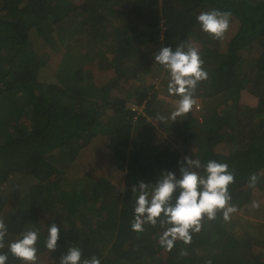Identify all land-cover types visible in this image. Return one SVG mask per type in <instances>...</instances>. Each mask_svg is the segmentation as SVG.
Wrapping results in <instances>:
<instances>
[{
	"label": "trees",
	"instance_id": "trees-1",
	"mask_svg": "<svg viewBox=\"0 0 264 264\" xmlns=\"http://www.w3.org/2000/svg\"><path fill=\"white\" fill-rule=\"evenodd\" d=\"M212 9L237 21L224 46L197 22ZM188 42L199 49L208 79L194 93L200 109L172 121L165 96L179 97L168 93L169 73L154 55ZM43 68L50 69L47 78ZM156 74H163L160 86ZM242 90L255 96L253 103H241ZM158 114L166 119L157 120ZM99 135L123 181L104 174L62 185L60 175ZM219 143H227V152L215 151ZM185 156L234 170L233 205L251 203L253 173L264 191V0H0L5 264H24L8 245L26 228L39 233L37 264H60L73 246L81 249V262L96 256L101 264H264V250H253L257 237L264 246L263 202L259 230L218 212L203 219L191 243L177 240L171 251L159 244V223L132 230L133 186L154 184L163 171L179 176ZM195 170L204 175L203 168ZM14 174L31 178L28 201L4 209L2 186ZM52 223L60 228L55 252L45 246Z\"/></svg>",
	"mask_w": 264,
	"mask_h": 264
},
{
	"label": "clouds",
	"instance_id": "clouds-1",
	"mask_svg": "<svg viewBox=\"0 0 264 264\" xmlns=\"http://www.w3.org/2000/svg\"><path fill=\"white\" fill-rule=\"evenodd\" d=\"M230 12L212 9L202 11L197 16L201 30L213 39H222L229 28ZM155 62L162 65L169 73L167 91L179 99L173 105L170 119L189 113L196 104L194 93L199 82L208 79V73L203 68L204 61L199 49L192 43H182L173 50L170 46L159 49L154 55ZM166 117L157 115V120ZM179 176L171 171H163L154 184L139 182L133 186L132 192L138 193L134 206V220L132 230L144 231V224L155 227L158 223L163 229L159 237V244L171 251L175 241L185 244L191 243L192 233H198L202 228L205 217L214 220L218 212H222L225 221L230 220L231 214L237 212V207L231 204L229 185L235 182L234 170L229 171L227 163L209 160L202 164L200 160L185 156L179 162ZM204 169L200 175L195 169ZM259 176L251 174L248 186L255 188ZM178 192V195L176 193ZM252 208L258 209L260 204L253 201ZM7 227L0 218V249L5 247ZM60 238V228L52 223L48 226L45 246L50 252H55ZM39 233L32 228H26L21 238L8 245L10 253L22 260L24 264H37V241ZM81 249L70 247L66 254L60 257V264H101L96 256L81 262ZM182 255H187L182 251ZM8 256L0 253V264H5ZM210 264V262H209Z\"/></svg>",
	"mask_w": 264,
	"mask_h": 264
},
{
	"label": "rangeland",
	"instance_id": "rangeland-1",
	"mask_svg": "<svg viewBox=\"0 0 264 264\" xmlns=\"http://www.w3.org/2000/svg\"><path fill=\"white\" fill-rule=\"evenodd\" d=\"M116 22V21H114ZM113 24V23H112ZM235 24L237 25V21H229V28L227 32L224 34V37L221 39L222 45L224 46L225 40L228 37V34H231L233 29L235 28ZM36 36V34H33ZM54 49V48H53ZM52 49V50H53ZM54 54L57 53V50H53ZM54 54H51L48 57V63L50 66L54 65ZM49 67V66H48ZM42 71H45L42 75L44 78H47L50 69L43 68ZM150 75V74H149ZM163 74L162 76L156 74L154 76V82L155 86H160L159 84L161 80H163ZM196 100V104L194 105L195 108L200 109L201 105V99L199 97H194ZM255 96L248 92L247 90H242L240 95V101L243 102H249L253 103ZM221 100V98H219ZM223 99V97H222ZM165 103L168 108H171V111L173 109L174 103L178 101V99L171 98L168 96H165ZM134 102V101H133ZM130 102L129 106H134V103ZM152 121H156L155 118L152 119ZM215 151L218 152H227V143H219L216 145ZM108 151L106 147V140L105 138L99 136L93 137V139L84 146L81 151L77 154L76 159L74 161V166L72 169H70L68 172H63L60 175V183L62 185L69 184L74 185L77 181L76 177H84L87 179H90L94 176L104 175L107 174L110 177H112L114 180L122 182L123 181V171L114 167L109 160H108ZM263 172V171H261ZM31 183V178L27 177L24 174H14L11 175L7 181L3 184L2 190L8 194V204L3 207L4 209L9 208L14 202L15 203H26L28 201L26 192L28 190L29 184ZM249 188V186H248ZM251 188V187H250ZM251 203L249 205H242L240 202H237L234 204L237 207V212L231 214V219L234 220V222H238L239 219L242 223H246L248 227H255L256 229H260L261 225L259 221H261L262 218V202L264 203V191H260L257 186L255 188H251ZM253 201H258L260 204V207L258 209H254L251 207ZM237 225V224H236ZM234 226V229L236 227ZM253 250L255 252H261L264 250V246L262 244V237H257L256 242L253 244Z\"/></svg>",
	"mask_w": 264,
	"mask_h": 264
},
{
	"label": "built area",
	"instance_id": "built-area-1",
	"mask_svg": "<svg viewBox=\"0 0 264 264\" xmlns=\"http://www.w3.org/2000/svg\"><path fill=\"white\" fill-rule=\"evenodd\" d=\"M134 107H135V105H134Z\"/></svg>",
	"mask_w": 264,
	"mask_h": 264
}]
</instances>
